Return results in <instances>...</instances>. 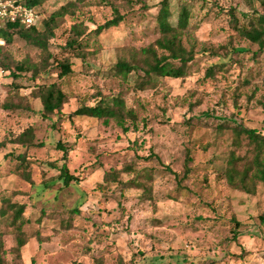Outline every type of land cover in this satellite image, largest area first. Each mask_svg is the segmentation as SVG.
Masks as SVG:
<instances>
[{
    "label": "rangeland",
    "instance_id": "rangeland-1",
    "mask_svg": "<svg viewBox=\"0 0 264 264\" xmlns=\"http://www.w3.org/2000/svg\"><path fill=\"white\" fill-rule=\"evenodd\" d=\"M73 1H45L37 28ZM98 1L84 0L73 16L59 20L50 43V63L69 59L72 75L59 80V71L51 68L32 81L24 73L16 82L23 89L15 92L9 72L0 69V103L28 97L36 84L58 82L67 95L62 113L48 118L39 101H26L35 113L0 109V204L10 199L25 205L28 237L18 255L15 228L7 219L11 213L5 217L0 210L7 264L33 259L36 264H264V226L258 219L264 213V184L248 195L230 187L224 174L236 150L235 127L264 135V52L239 36L228 11L240 25L255 21L257 14L245 0H187L190 39L184 41L194 48L195 60L186 77L155 78L142 90L137 84L144 73L134 72L124 82L116 64L132 61L135 51L160 37L163 0H116L123 21L96 34L115 16L112 6ZM180 2L170 0L173 24ZM78 23L91 33L84 59L65 49ZM5 52L12 65L42 60L39 50L18 38ZM224 63L213 77L206 76L210 66ZM117 96L135 111L137 130L124 134L113 122L70 118L100 97ZM28 128L34 130V145L13 144ZM58 146L67 150L66 160ZM237 152L252 156L245 146ZM19 155L29 160L30 183L22 176ZM188 157L191 173L184 177ZM65 163L78 183L65 186L59 179ZM114 172L118 180L106 182ZM235 221L240 223L237 241L232 239Z\"/></svg>",
    "mask_w": 264,
    "mask_h": 264
},
{
    "label": "trees",
    "instance_id": "trees-1",
    "mask_svg": "<svg viewBox=\"0 0 264 264\" xmlns=\"http://www.w3.org/2000/svg\"><path fill=\"white\" fill-rule=\"evenodd\" d=\"M25 2L31 6H40L47 0H17ZM84 0H76L63 5L58 10L54 11L44 21L43 29L37 27H27L22 23H8L0 28V69L9 72L12 79L11 87L15 92L23 89L16 82L24 73L31 74V80L36 81L39 77L49 73L51 68L59 71L58 79L62 80L73 74V64L69 59L50 63L53 56L49 51L50 43L56 36L59 20L66 16H73L74 12L79 9V3ZM114 1L99 0L98 5L112 6L115 16L113 19L98 26L93 32L101 34L110 28L117 27L122 21L123 16L120 15ZM130 2V0H125ZM247 6L257 14L255 21L253 20L248 25H240L237 15L230 10V20L232 26L238 32L239 36L253 45L259 47L260 52H264V13H258V7L264 8V0H245ZM170 0H163L161 8L157 16L158 28L160 37L148 47L135 51L132 55V61L121 59L116 64L117 75L125 82L128 81L132 73L141 71L144 73V80L137 84L140 89H144L147 84L153 82L155 78L162 79H182L186 77L189 65L195 60V50L193 47L187 48L185 39H190V18L191 11L188 8L187 0H181L176 24L170 21ZM92 32V33H93ZM88 27L83 23L74 24L70 29V34L65 45V49L72 52L76 57L84 59V48L87 46L86 37L89 36ZM15 38H18L34 49L41 52L42 60L34 63L31 59H26L21 63L12 65L9 55L5 52L6 46H11ZM226 58V57H225ZM225 58H223L225 60ZM226 64H214L207 70L206 76L213 77L215 68H222ZM15 99H9L4 103H0V109L7 112L30 111L35 113L33 107L26 104L27 100L39 101L42 106V115L45 118L59 115L62 113V108L67 102V95L61 89L58 82H53L49 85L36 84L28 97L15 96ZM264 110V102L260 103ZM72 117H87L94 120L102 121L105 126L114 123L119 127L124 134L137 130V115L134 110L128 108L125 101L120 97H100V100L94 106H81L70 115ZM133 126V127H132ZM34 130L28 128L21 135L12 141L13 144L21 147H31L34 145ZM247 143L244 145L243 141ZM233 145L236 150L232 151L227 161L225 170V179L228 185L234 189L240 190L248 195H256L258 186L264 184V135L256 130L247 129L239 126L233 129ZM248 148L252 156L238 155L239 150L243 147ZM64 152L63 159H67V150L62 146H58ZM19 168L22 176L29 183L31 178L29 175V160L24 155L17 157ZM191 159L188 157L185 165L184 177L191 173L189 164ZM119 172L107 174L105 181H117ZM59 179L63 181L65 186H70L72 183H78L79 178L72 175L66 163L60 169ZM48 188L46 185L44 186ZM0 210L2 216H9L10 224L15 228L17 235V254L27 245L28 237L23 228L26 224L24 218L25 205L14 202L10 199L1 201ZM75 212H78L77 209ZM259 222L264 226V213L259 217ZM240 223L235 221V229L233 233V241H237L239 236ZM0 264H7L6 251L2 241V233H0ZM30 264H36L33 259Z\"/></svg>",
    "mask_w": 264,
    "mask_h": 264
},
{
    "label": "built area",
    "instance_id": "built-area-1",
    "mask_svg": "<svg viewBox=\"0 0 264 264\" xmlns=\"http://www.w3.org/2000/svg\"><path fill=\"white\" fill-rule=\"evenodd\" d=\"M40 21V6H31L17 0H0V28L16 22L27 27H37Z\"/></svg>",
    "mask_w": 264,
    "mask_h": 264
}]
</instances>
